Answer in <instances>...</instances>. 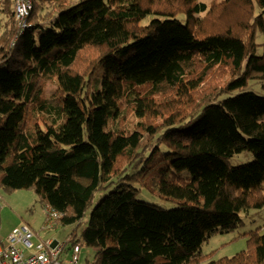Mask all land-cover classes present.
<instances>
[{
	"label": "trees",
	"instance_id": "16d2710c",
	"mask_svg": "<svg viewBox=\"0 0 264 264\" xmlns=\"http://www.w3.org/2000/svg\"><path fill=\"white\" fill-rule=\"evenodd\" d=\"M70 1L33 0L12 46L0 0V188L78 228L115 185L68 239L97 250L91 264H264V225L232 258L202 251L264 208V97L245 91L264 79V0ZM155 188L174 208L138 200Z\"/></svg>",
	"mask_w": 264,
	"mask_h": 264
},
{
	"label": "rangeland",
	"instance_id": "374dc122",
	"mask_svg": "<svg viewBox=\"0 0 264 264\" xmlns=\"http://www.w3.org/2000/svg\"><path fill=\"white\" fill-rule=\"evenodd\" d=\"M83 0H71L66 8H71ZM207 5H210L213 0H201ZM1 8V7H0ZM14 8V0L13 6ZM262 9L256 6L255 13L259 15ZM5 17L1 14L0 18ZM155 17L150 15L141 21L142 26L148 25ZM178 19L185 22L183 16H179ZM257 44L264 42V36L261 32L256 34ZM258 54H263V47L258 48ZM55 86H50L48 94L54 90ZM245 91L253 92L259 96L264 97V79L263 80H252ZM65 114L82 118L81 112L74 102L68 101L64 107ZM63 119V116H62ZM254 160V156L250 152H243L235 155L232 158L227 159V163L230 166L237 167L245 164H249ZM109 187L105 190L98 192L94 199V204L87 211L84 224L78 228L76 225L62 226L59 224L53 227H47V215L45 209L38 203L37 194L34 190H17L12 193H6L0 188V237L7 245V236L15 228H20L24 225H29L34 229L35 237L33 239L34 244H39L47 241H55L59 244H67V240L71 235L76 232L78 237L84 229L86 223L89 220L90 213L95 204L105 195H107L113 188ZM160 191L155 188L153 192L149 190H143L138 195V200L147 201L158 205L166 209H172L174 206L160 197ZM243 224L237 229L229 233H217L213 235L208 241L202 245V251L204 254L213 255V260H219L221 258H232L242 251L248 250V239L246 236L251 231L258 229L264 225V208L252 209L246 213L241 214ZM69 245L67 244V247ZM35 250L27 251V254H32ZM97 250L86 245H82L81 260L79 264H91L95 259ZM67 261V259H66ZM67 264V263H64Z\"/></svg>",
	"mask_w": 264,
	"mask_h": 264
},
{
	"label": "built area",
	"instance_id": "2783aa9c",
	"mask_svg": "<svg viewBox=\"0 0 264 264\" xmlns=\"http://www.w3.org/2000/svg\"><path fill=\"white\" fill-rule=\"evenodd\" d=\"M34 9L33 0H15V24L17 36L12 46H15L17 39L24 32L31 28L32 24L29 20ZM47 215V227L51 228L56 225L62 218L63 214L55 210L50 205H44ZM34 231L27 225L15 228L7 236V245L5 241L0 239V264H79L81 260L82 246L81 244L69 245L59 244L55 241H47L34 244ZM35 250L32 254L27 251ZM67 259V261H66Z\"/></svg>",
	"mask_w": 264,
	"mask_h": 264
},
{
	"label": "clouds",
	"instance_id": "9594fccd",
	"mask_svg": "<svg viewBox=\"0 0 264 264\" xmlns=\"http://www.w3.org/2000/svg\"><path fill=\"white\" fill-rule=\"evenodd\" d=\"M44 207V206H43ZM28 226V225H27ZM30 227V226H29ZM31 228V227H30ZM32 229V228H31ZM33 230V229H32ZM34 231V230H33ZM35 233V232H34ZM67 242H68V240H67ZM78 244H80V243H78ZM82 246V245H81Z\"/></svg>",
	"mask_w": 264,
	"mask_h": 264
},
{
	"label": "crops",
	"instance_id": "0c3cea01",
	"mask_svg": "<svg viewBox=\"0 0 264 264\" xmlns=\"http://www.w3.org/2000/svg\"><path fill=\"white\" fill-rule=\"evenodd\" d=\"M1 223V222H0ZM29 226V225H28ZM32 228V227H31ZM33 229V228H32ZM34 230V229H33ZM0 239H1V237H0Z\"/></svg>",
	"mask_w": 264,
	"mask_h": 264
}]
</instances>
